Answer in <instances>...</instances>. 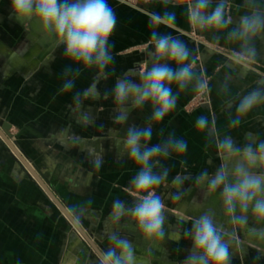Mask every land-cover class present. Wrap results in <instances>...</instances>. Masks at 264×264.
Returning a JSON list of instances; mask_svg holds the SVG:
<instances>
[{
	"label": "crops",
	"instance_id": "1",
	"mask_svg": "<svg viewBox=\"0 0 264 264\" xmlns=\"http://www.w3.org/2000/svg\"><path fill=\"white\" fill-rule=\"evenodd\" d=\"M108 2L116 13L117 25L110 38L114 45L112 74L99 81L101 97L105 91L111 92L116 79L139 76L151 50L147 12L162 10L160 4L149 0ZM256 4L264 9V0H256ZM169 10L176 13V24L161 27L160 32L186 43L197 73L210 78L209 98L208 103L195 105L190 104L195 93H182L175 111L153 125L151 143L162 142L170 134L188 143L182 156L173 154L156 168H167L169 176L168 183L158 190L165 204L166 236L153 245L135 230L127 215L118 223L110 219L115 201H122L126 208L136 202L130 182L138 169L123 153L122 140L129 126H146L151 107L131 110L127 122L116 126L109 96L107 101L101 98L85 102L83 111L88 112L91 122H80L79 113L71 107L72 93H59L61 73L68 63L62 47L46 42L36 24L21 26L9 19V0H0V120L9 125L15 147L42 174L38 185L0 137V264H102V253L111 246L108 237L112 232L132 244L138 264H183L191 249V241L184 234L192 218L214 212L224 231L231 232L233 222L225 214L219 196L208 195L206 186L190 181L204 170L214 174L213 165H221L218 138L231 135L240 146L264 140V105L243 117L235 129L229 127L239 97L255 87H264V36L254 41V62L245 64L236 60L231 51L236 45L225 44L223 34L219 45H215L216 34L190 27L183 9ZM246 10L244 0H231L234 21ZM94 78V70L83 72L73 92L88 87ZM201 115L209 118L208 132L195 127ZM96 157L102 160L99 168L94 164ZM174 178L181 182L174 184ZM177 191L184 195L174 201L172 196ZM59 203L80 217L78 221L92 235L94 249L89 250L71 233L70 221ZM237 227L243 246L239 251L230 247L231 264H264V240L248 233L249 227L260 229L264 224L257 223L249 212L248 225Z\"/></svg>",
	"mask_w": 264,
	"mask_h": 264
},
{
	"label": "clouds",
	"instance_id": "2",
	"mask_svg": "<svg viewBox=\"0 0 264 264\" xmlns=\"http://www.w3.org/2000/svg\"><path fill=\"white\" fill-rule=\"evenodd\" d=\"M149 2L160 4L162 10L147 12L151 29L148 59L136 79L129 76L116 79L111 92L105 91L103 97L98 84L112 74L114 45L110 38L117 25L116 13L108 0H9L8 15L21 26L36 24L46 42L53 47H62V56L68 63L61 73L63 82L59 93H72L71 107L79 113L80 122H91L88 112L83 111L85 102L101 98L107 101L109 96L116 126L127 122L131 110L143 111L146 105L151 107L146 126H129L122 140L123 153L138 169L130 182L136 202L126 208L122 201H115L110 219L118 223L127 215L135 230L154 245L166 236L165 204L158 190L168 183L169 176L167 168L159 171L156 168L161 160L169 159L173 154L182 156L188 143L175 134H170L162 142L151 143L153 125H159L175 111L182 93L209 91V82L203 73H197L186 43L170 33L160 32L161 27L172 28L176 24V13L169 8L183 9L190 27L201 33L216 34L213 37L215 45H219L220 34H223L225 44L236 45L231 49L236 60L245 64L254 62V41L264 36V9L257 6L256 0H244L247 10L234 21L230 14L231 0ZM93 70L95 78L89 86L73 92L81 74ZM260 105H264V87H255L240 96L229 127H238L243 117ZM195 127L202 132L210 131L209 118L199 116ZM251 137L249 133L248 140ZM216 147L220 167L212 175L206 170L201 171L195 177V183L206 186L208 195L219 196L225 214L233 223L247 226L248 213L251 212L257 223L264 224V140L240 146L231 135H224L218 138ZM101 163V158L96 157V168ZM257 168L259 172L255 171ZM180 182L173 179L174 184ZM183 195L182 191H177L172 199L179 201ZM74 218L79 220L80 217ZM248 233L264 240V228L249 227ZM184 235L190 239L191 249L183 264H231L229 234L218 223L214 212L206 211L192 218ZM108 239L111 246L103 251L102 264H138L135 250L127 239L116 232L110 233Z\"/></svg>",
	"mask_w": 264,
	"mask_h": 264
},
{
	"label": "water",
	"instance_id": "3",
	"mask_svg": "<svg viewBox=\"0 0 264 264\" xmlns=\"http://www.w3.org/2000/svg\"><path fill=\"white\" fill-rule=\"evenodd\" d=\"M0 129H1L0 130V137L5 142V144L9 147V149L12 151V153L14 154L13 156L16 157L20 161V163L23 165V167L25 169H27L29 172H31V174L33 175V177L37 181L38 185H41L42 174L40 173V171L38 170V168L34 164H31V166H30L29 162L25 159V157L21 154V152L15 147V145L13 144L12 137L9 135V125L7 123H4V121L0 120ZM54 199L56 200L55 197H54ZM59 205L62 208V211L64 212V214L68 217V219L72 222V224L81 233V235L84 239L82 241L84 246H86L89 250H90V248L94 249L95 244H93L90 241L89 237L86 235L84 230L78 225V223L75 221V219L72 217V215L62 206V204L59 203ZM81 225L85 228L84 224H81Z\"/></svg>",
	"mask_w": 264,
	"mask_h": 264
},
{
	"label": "rangeland",
	"instance_id": "4",
	"mask_svg": "<svg viewBox=\"0 0 264 264\" xmlns=\"http://www.w3.org/2000/svg\"><path fill=\"white\" fill-rule=\"evenodd\" d=\"M205 78L208 80V82L210 81V78L205 76ZM208 91L206 93H195L193 95V97L191 98L190 100V104H195V105H201V104H205V103H208ZM213 167L216 168V170L220 167V165H213ZM28 171V170H27ZM32 175V174H31ZM34 178V177H33ZM35 179V178H34ZM191 183L190 184H195V181H190ZM71 214V213H70ZM65 215V214H64ZM72 215V214H71ZM65 217H67L65 215ZM72 217L74 218V216L72 215ZM75 219V218H74ZM67 220L70 221L67 217ZM75 221L78 223V225L84 230V232L86 233V235L89 237V239L92 238V235L91 233L88 231V229L84 228L81 224V222H79L77 219H75ZM233 228L231 229V232L229 234V236L231 237L229 240L230 242L232 243L233 241V244H231V246L235 247L236 250L239 251V248L242 247L243 243L241 242L242 239H243V236L241 235V232H240V229L237 227V224L233 223ZM70 230H71V233L78 237L79 239H81L82 241L84 240L81 233L79 232V230L72 224V222L70 221ZM83 243V242H82ZM249 251L250 252H253L255 251L254 249H251L249 248ZM91 252L94 253L93 250H91Z\"/></svg>",
	"mask_w": 264,
	"mask_h": 264
},
{
	"label": "built area",
	"instance_id": "5",
	"mask_svg": "<svg viewBox=\"0 0 264 264\" xmlns=\"http://www.w3.org/2000/svg\"><path fill=\"white\" fill-rule=\"evenodd\" d=\"M13 154V153H12ZM14 155V154H13ZM29 165L31 166V163H29Z\"/></svg>",
	"mask_w": 264,
	"mask_h": 264
}]
</instances>
